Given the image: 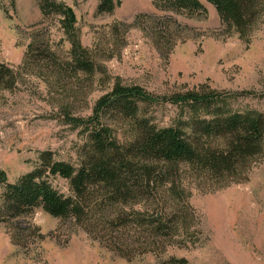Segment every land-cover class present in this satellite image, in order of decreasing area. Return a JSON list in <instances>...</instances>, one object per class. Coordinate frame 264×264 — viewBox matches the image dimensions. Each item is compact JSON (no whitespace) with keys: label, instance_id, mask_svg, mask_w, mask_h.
Masks as SVG:
<instances>
[{"label":"rangeland","instance_id":"374dc122","mask_svg":"<svg viewBox=\"0 0 264 264\" xmlns=\"http://www.w3.org/2000/svg\"><path fill=\"white\" fill-rule=\"evenodd\" d=\"M201 1L205 17L162 10L156 0H120L112 14H99L96 0H57L72 10L71 26L63 15H44L41 0H1L0 62L16 77L0 90V171L9 182L33 170L44 151L80 167L87 137L66 116L89 119L117 86L160 97L222 92L237 109L264 112V13L243 36ZM77 59L94 72L76 71ZM140 107L139 118L159 127L180 119L171 103ZM105 121L120 142L131 139L132 122ZM170 171L169 184L142 198L114 207L94 201L84 220L37 209L0 222V264H264V154L233 177L189 165ZM53 186L74 195L67 180ZM158 215L177 219L170 237L131 225L132 217Z\"/></svg>","mask_w":264,"mask_h":264},{"label":"trees","instance_id":"16d2710c","mask_svg":"<svg viewBox=\"0 0 264 264\" xmlns=\"http://www.w3.org/2000/svg\"><path fill=\"white\" fill-rule=\"evenodd\" d=\"M11 1L14 6L15 0ZM96 1L99 14H112L120 4V0ZM205 1L214 6L224 24L243 36L264 13V0ZM155 4L190 17H205L208 13L201 0H156ZM41 10L44 15H63L71 26L75 22L72 10L57 0H41ZM32 55L31 51L28 57ZM40 55L51 59L45 52ZM71 65L78 72H94L86 60L77 59ZM15 80L14 70L0 62V90L11 89ZM166 102L180 109V119L173 125L159 127L145 117L139 118L141 104ZM235 102V97L222 92L190 91L160 97L140 87L117 86L98 101L89 119L66 116V122L82 129L87 137L80 167L44 151L38 165L15 183L0 171L4 188L0 222L19 219L37 209L54 218L84 220L94 201L101 199V204L114 207L169 184L173 166H196L218 178L239 174L248 162L264 154V112L237 109ZM105 120L132 122L131 139L120 142ZM213 140H224V147L210 145ZM56 178L67 180L74 195L66 196L56 189ZM131 225L143 227L154 236L170 237L176 232L177 219L158 215L143 220L135 216Z\"/></svg>","mask_w":264,"mask_h":264}]
</instances>
